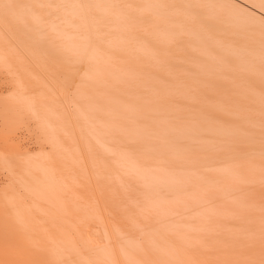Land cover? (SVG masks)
Listing matches in <instances>:
<instances>
[{
    "label": "rangeland",
    "instance_id": "1",
    "mask_svg": "<svg viewBox=\"0 0 264 264\" xmlns=\"http://www.w3.org/2000/svg\"><path fill=\"white\" fill-rule=\"evenodd\" d=\"M0 1V264H264V0Z\"/></svg>",
    "mask_w": 264,
    "mask_h": 264
},
{
    "label": "bare ground",
    "instance_id": "2",
    "mask_svg": "<svg viewBox=\"0 0 264 264\" xmlns=\"http://www.w3.org/2000/svg\"><path fill=\"white\" fill-rule=\"evenodd\" d=\"M235 1V0H234ZM1 2V1H0ZM246 4L252 6L254 9H251V8H242V11H252L258 18H260L261 20L264 21V7H261L255 3H249V2H245ZM215 4V3H214ZM221 6V5H220ZM220 6H217L220 8ZM1 9L5 10L4 6H0ZM256 9V10H255ZM258 10V11H257ZM240 13V14H239ZM239 14V15H238ZM243 14L242 12L240 11H237L235 13H233L232 15H230L231 17L229 19H231L232 21V24H235L236 26H240L242 27V30L244 32H252L253 30H251L250 28V21L251 20L249 17H246L245 14ZM252 21V20H251ZM35 35V34H34ZM207 38H209L208 36V32H207V35H206ZM35 40V39H34ZM36 42V40H35ZM261 43H264V41H262ZM229 53H233L235 52V47L233 46H228L227 47ZM42 54V53H41ZM40 54V55H41ZM44 63V62H43ZM204 71V70H203ZM65 86V85H64ZM179 92V91H177ZM252 122V121H250ZM163 123V122H162ZM161 123V124H162ZM215 123V124H214ZM212 121L211 123V126L214 127V128H210L209 130L206 131L207 133V137L202 135V139H204L205 141H211V136L214 135L215 133H221V134H224V135H227V136H240L242 134V136H248L249 138H251V135H248L246 134L245 132L242 131H238V130H235L233 128H229V127H226V126H221L220 123H217V122H214ZM251 126V125H250ZM159 127V126H158ZM164 127V126H163ZM142 128V127H141ZM174 128V127H173ZM240 128V127H239ZM238 128V129H239ZM176 133H177V136L178 138L181 137V133L184 132L185 130H181V129H176L174 128ZM142 136H144V134H141ZM147 135V134H145ZM161 136L160 138H164V139H168V137L172 136L173 134L170 133V129L169 128H166V129H162L161 131H158L156 132V136ZM241 142V141H240ZM83 152V151H82ZM179 174V173H178ZM157 180V179H155ZM160 180V179H159ZM158 180V181H159ZM33 198V197H32ZM203 198V197H202ZM55 214V213H54ZM59 220V219H58ZM17 242L22 245V241H20V239H16ZM26 243L30 244L31 245V250L30 252L28 251H24L23 249V246H18L17 250H15L14 252H11V253H8L9 257H12V258H16V259H19V261L21 262V264L29 259V263L30 264H36V261H37V255L38 253L40 252V248H39V245L42 244L41 240L36 236L35 238H33V240H27ZM2 254L5 255L4 252H2ZM28 254V255H27ZM27 256V257H26ZM111 256V255H110Z\"/></svg>",
    "mask_w": 264,
    "mask_h": 264
}]
</instances>
